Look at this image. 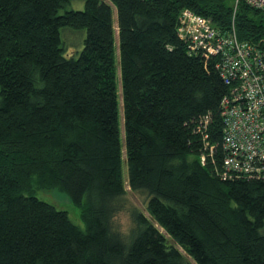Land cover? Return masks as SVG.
Segmentation results:
<instances>
[{
  "label": "trees",
  "instance_id": "trees-1",
  "mask_svg": "<svg viewBox=\"0 0 264 264\" xmlns=\"http://www.w3.org/2000/svg\"><path fill=\"white\" fill-rule=\"evenodd\" d=\"M184 10L264 52V12L235 0H0V264H264V181L217 174L230 87L187 53ZM63 29L85 31L79 51ZM123 165L149 197L127 239Z\"/></svg>",
  "mask_w": 264,
  "mask_h": 264
},
{
  "label": "built area",
  "instance_id": "built-area-1",
  "mask_svg": "<svg viewBox=\"0 0 264 264\" xmlns=\"http://www.w3.org/2000/svg\"><path fill=\"white\" fill-rule=\"evenodd\" d=\"M239 2L264 12V0H235V7ZM177 35L189 55L215 62L217 73L230 86L229 96L221 102L224 156L217 174L224 180L264 181V52L240 41L234 24L222 31L190 10L182 11ZM203 143L213 157L215 147L209 145L207 136Z\"/></svg>",
  "mask_w": 264,
  "mask_h": 264
},
{
  "label": "rangeland",
  "instance_id": "rangeland-1",
  "mask_svg": "<svg viewBox=\"0 0 264 264\" xmlns=\"http://www.w3.org/2000/svg\"><path fill=\"white\" fill-rule=\"evenodd\" d=\"M69 6L68 8H70ZM112 7V6H111ZM72 8L74 9H83L84 5L82 2L79 3H73ZM112 16L114 21V27H115V57H116V65L118 64L119 59V44H118V37H117V24H116V10L114 7H112ZM65 30L63 29L61 31L62 38L64 37L65 45H66V51L68 53H74L76 50H80L83 47V41L85 38V31L82 32H74L73 30ZM64 32V34H63ZM117 75V83H118V95H119V128H120V136L121 141L123 143V135H124V128H123V106H122V96H121V85H120V72L119 68H117L116 71ZM123 159L125 161V152L123 148ZM123 176H124V188L126 191L125 196L119 201L121 205V210L116 214L114 219V229L119 232L125 239H127V235L129 234L131 228L133 227V222L131 219V211L137 210L141 212L144 216L149 217L147 210H146V204L148 201V195L144 191H138L133 192L127 182V173H126V167L123 165ZM36 196L44 200L46 202H49L53 205H55L58 208L65 209L70 217V220L79 228L83 229V224L79 222L78 219V210L75 206L72 205L71 201L69 200V197L67 194L60 192L56 189H50V190H40L36 194ZM162 231V230H161ZM163 232V231H162ZM179 250L183 253L184 251L179 248Z\"/></svg>",
  "mask_w": 264,
  "mask_h": 264
},
{
  "label": "bare ground",
  "instance_id": "bare-ground-1",
  "mask_svg": "<svg viewBox=\"0 0 264 264\" xmlns=\"http://www.w3.org/2000/svg\"><path fill=\"white\" fill-rule=\"evenodd\" d=\"M209 62H210V61H209ZM209 62H208V63H209ZM227 87L229 88L230 86H227ZM228 95H229V93H228ZM225 97H226V96H225ZM218 153H219V152H218ZM216 157H217V156H216ZM216 157H215V158H216ZM33 195H34V194H33Z\"/></svg>",
  "mask_w": 264,
  "mask_h": 264
}]
</instances>
